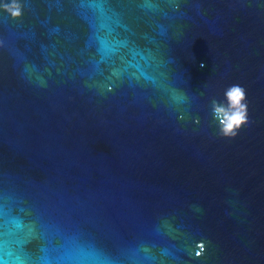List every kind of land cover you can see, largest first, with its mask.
<instances>
[{
  "label": "water",
  "instance_id": "water-1",
  "mask_svg": "<svg viewBox=\"0 0 264 264\" xmlns=\"http://www.w3.org/2000/svg\"><path fill=\"white\" fill-rule=\"evenodd\" d=\"M19 2L0 264H264V0ZM232 85L248 123L224 138L210 102Z\"/></svg>",
  "mask_w": 264,
  "mask_h": 264
},
{
  "label": "clouds",
  "instance_id": "clouds-1",
  "mask_svg": "<svg viewBox=\"0 0 264 264\" xmlns=\"http://www.w3.org/2000/svg\"><path fill=\"white\" fill-rule=\"evenodd\" d=\"M0 11L12 20L19 19L23 13L19 0H4L0 5ZM210 111L212 119L216 122L218 134L224 138L235 137L241 126L248 123L245 89L240 85L230 86L225 90L223 100H211Z\"/></svg>",
  "mask_w": 264,
  "mask_h": 264
},
{
  "label": "snow or ice",
  "instance_id": "snow-or-ice-1",
  "mask_svg": "<svg viewBox=\"0 0 264 264\" xmlns=\"http://www.w3.org/2000/svg\"><path fill=\"white\" fill-rule=\"evenodd\" d=\"M198 247H199V250L195 252L196 256H199L201 254V252L203 251V247L204 246H203V244H200Z\"/></svg>",
  "mask_w": 264,
  "mask_h": 264
}]
</instances>
